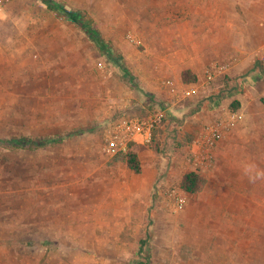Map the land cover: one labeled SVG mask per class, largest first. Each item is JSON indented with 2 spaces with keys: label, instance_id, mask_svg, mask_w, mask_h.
<instances>
[{
  "label": "rangeland",
  "instance_id": "1",
  "mask_svg": "<svg viewBox=\"0 0 264 264\" xmlns=\"http://www.w3.org/2000/svg\"><path fill=\"white\" fill-rule=\"evenodd\" d=\"M261 25L264 0L5 1L0 264H264V97L226 99L236 77L213 61L214 40ZM149 119L150 141L128 148L135 173L105 140ZM216 124L227 127L207 164L194 162L196 137ZM13 137L65 139L6 148ZM188 172L200 192L180 187Z\"/></svg>",
  "mask_w": 264,
  "mask_h": 264
},
{
  "label": "crops",
  "instance_id": "2",
  "mask_svg": "<svg viewBox=\"0 0 264 264\" xmlns=\"http://www.w3.org/2000/svg\"><path fill=\"white\" fill-rule=\"evenodd\" d=\"M231 38L224 46L221 41L214 40L213 43L214 64L225 61L228 76L236 77L233 90L225 98L248 102L264 97V64L260 65L264 57V26H258L255 31H233ZM201 127L197 126L196 129L200 131Z\"/></svg>",
  "mask_w": 264,
  "mask_h": 264
},
{
  "label": "built area",
  "instance_id": "3",
  "mask_svg": "<svg viewBox=\"0 0 264 264\" xmlns=\"http://www.w3.org/2000/svg\"><path fill=\"white\" fill-rule=\"evenodd\" d=\"M7 0H0V6ZM264 62V58H263ZM165 87L169 93L174 94L176 92V86L171 81L165 82ZM154 120L149 119L145 121L139 120H127L115 124L111 131L108 132L106 137V144L104 147L105 153L112 157L115 154L127 153L130 144H145L150 141L151 128ZM227 125L219 124L212 127H207L205 131L200 133L195 141L193 148V160L198 164L206 165L210 158V151L213 147L215 140L220 134V129H225ZM174 196L176 206L181 208L184 204V197L178 192H172Z\"/></svg>",
  "mask_w": 264,
  "mask_h": 264
},
{
  "label": "trees",
  "instance_id": "4",
  "mask_svg": "<svg viewBox=\"0 0 264 264\" xmlns=\"http://www.w3.org/2000/svg\"><path fill=\"white\" fill-rule=\"evenodd\" d=\"M52 8L58 10V11H64V9L57 5V4H52ZM66 15L68 16L69 19L73 20V21H79L78 19V15L75 13H66ZM80 24L82 25V27L84 29H86L87 33L90 35V37L95 41L96 45L98 46L99 49H103V45L101 44V42L99 41L98 37L96 36L95 33H93L91 30L87 29L88 25L86 23H83L81 21H79ZM108 52V54H107ZM106 52V55L112 59L113 58L110 54L109 51ZM114 63H116L115 61H113ZM118 67V70L120 68V71L123 73V75L125 77H128V74L122 70V68L115 64ZM129 82L131 83L133 80L132 78L128 77ZM234 104L231 105V109L235 110L236 109V105H238L237 101L233 102ZM63 137L61 138H44V139H40V138H27V137H13L7 140L2 141L3 144H5L6 148H12V149H23V148H28V149H36L45 145H48L50 143H57L60 141H63ZM122 162L133 172L135 173H139L140 171V162H139V158L138 155L135 151L133 150H128L127 153L123 154L121 156ZM205 180L203 177H201L199 174L195 173V172H188L186 173L181 180L180 183V187L187 193L190 194H195L200 192L203 189ZM143 242H141L142 245ZM141 245L140 248L141 249ZM130 264H134V262H130ZM141 264V263H139Z\"/></svg>",
  "mask_w": 264,
  "mask_h": 264
}]
</instances>
